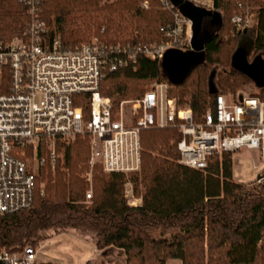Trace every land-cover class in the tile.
Masks as SVG:
<instances>
[{"label":"trees","instance_id":"16d2710c","mask_svg":"<svg viewBox=\"0 0 264 264\" xmlns=\"http://www.w3.org/2000/svg\"><path fill=\"white\" fill-rule=\"evenodd\" d=\"M239 3L257 17L245 59L255 68L264 62V0H213L223 24L206 43L202 63L178 82L169 79L161 62L144 58L138 59L135 68L107 73L99 94L109 99L112 114L122 100L139 99L150 86L163 83L168 86V97L187 102L194 123H200L208 109L214 110L210 79L222 95L253 83L259 92L251 97L264 105V87L234 65L239 43L230 36V18ZM39 17L70 49L92 38L109 45H151L159 43L173 25V10L163 8L161 0H43ZM28 21L18 0H0V37L8 39ZM209 32L213 33L211 28ZM220 35L227 37L226 42L219 41ZM217 67L229 70L216 75L213 68ZM85 98L75 105L82 107L87 119L89 97ZM181 138L173 127L141 132L140 172L128 175L105 173L99 165L90 168L88 135L59 142L57 154L62 157L53 169L46 164L41 171L33 204L0 215V248L8 252L26 245L38 248L46 239L71 232L88 235L96 251H120L125 264L174 260L180 264H264V178L247 184L234 182L231 152L212 154L204 170L187 168L179 163ZM87 173L91 189L83 177ZM127 181L133 185V195L141 197L138 207L126 203ZM89 190L91 198L86 200Z\"/></svg>","mask_w":264,"mask_h":264},{"label":"built area","instance_id":"2783aa9c","mask_svg":"<svg viewBox=\"0 0 264 264\" xmlns=\"http://www.w3.org/2000/svg\"><path fill=\"white\" fill-rule=\"evenodd\" d=\"M42 1L18 0L29 21L8 39L0 37V80L6 82L0 93V215L33 204L41 171L46 164L53 169L62 157L57 144L79 135L90 137L89 167L99 165L105 173H139L141 132L168 127L182 136L177 151L179 163L187 168L204 170L212 154L241 149L258 152L264 165V105L257 98L216 93L214 110L208 109L201 122L194 123L190 107L168 97L167 84H153L141 98L123 101L115 114L109 99L100 96V82L107 73L135 68L139 58L161 62L170 50H191V21L171 0H161L163 8L173 10V25L159 43L109 45L93 38L72 49L40 19ZM184 1L221 16L213 0ZM243 8L242 3L237 5L230 24L241 39L250 40L247 33L257 27V17L252 9ZM202 27L211 28L214 36L219 30L209 19ZM86 96L87 119L82 107L75 105ZM86 180L91 182L90 173ZM124 196L131 207L142 203L129 185ZM90 198L91 190L85 196ZM38 252L31 245L16 252L0 248V264H37Z\"/></svg>","mask_w":264,"mask_h":264},{"label":"rangeland","instance_id":"374dc122","mask_svg":"<svg viewBox=\"0 0 264 264\" xmlns=\"http://www.w3.org/2000/svg\"><path fill=\"white\" fill-rule=\"evenodd\" d=\"M222 21L223 16L220 11ZM223 24V22H222ZM48 28V27H47ZM49 30V28H48ZM250 30L247 35L251 37ZM56 35V34H54ZM59 37V35H56ZM230 36H234L237 38L238 43L242 40L241 35H236V33L231 31ZM220 42H226V36H219ZM93 39V38H92ZM90 39L89 41H91ZM241 45L245 44L244 41H241ZM245 46V45H244ZM241 48V47H239ZM247 48V47H246ZM251 57L248 61H251ZM263 59V58H262ZM260 67H264V62H260ZM258 64V65H259ZM237 66L239 69L244 71H251V64L246 60L238 59ZM216 71V75L227 73L229 69L224 68H213ZM3 79V78H2ZM0 80V93L4 91L5 80ZM216 83V79L214 80ZM151 87V86H150ZM259 90L253 83L246 85L238 89L235 93H228L226 96L235 97L236 95H256ZM177 100L180 106H187V102L181 104L179 98H174ZM136 99H128L123 101H131ZM186 101V100H185ZM119 103V105H120ZM118 105V107H119ZM72 141V140H71ZM232 179L236 183H253L257 181V177L264 169V165L260 164V156L259 153L253 150L241 149L240 151L234 152L232 154ZM86 175H84V179H86ZM129 185L131 189H133V185L131 181H127L126 185ZM89 189L92 188L91 183H88ZM133 192V190H132ZM134 194V193H133ZM134 196V195H133ZM136 197V196H134ZM141 198L140 196H137ZM91 239L88 235H84L81 233H76L75 235L71 232H66L62 234L55 235L49 239H46L42 242L38 248L39 252L36 255L37 264L40 263H50V264H125L124 255L118 250H109L106 252L96 251L91 243ZM87 242H85V241ZM90 243V244H89ZM168 264H180L179 261H171Z\"/></svg>","mask_w":264,"mask_h":264},{"label":"water","instance_id":"95a60500","mask_svg":"<svg viewBox=\"0 0 264 264\" xmlns=\"http://www.w3.org/2000/svg\"><path fill=\"white\" fill-rule=\"evenodd\" d=\"M171 3L177 7L180 13L189 19L192 24V35L190 40L191 50L187 52L170 50L165 53L161 61L169 79L172 82H178L182 80L195 65L202 63V54L204 52L205 45L214 36L213 33L203 29L202 25L204 20L209 19L212 26L220 28L222 25V18L217 12L206 11L195 7L184 0H171ZM234 58V65L238 67V59L246 60L245 51L238 47ZM179 61H181V63H179ZM250 67L251 71H242L247 73L249 76L256 77V85L264 87V67H260L259 65L256 68L255 65ZM211 77H213V74ZM208 86L209 93L211 95H216L217 91L211 79L209 80ZM262 178H264V172L261 176L257 177V181Z\"/></svg>","mask_w":264,"mask_h":264},{"label":"flooded vegetation","instance_id":"af4514ba","mask_svg":"<svg viewBox=\"0 0 264 264\" xmlns=\"http://www.w3.org/2000/svg\"><path fill=\"white\" fill-rule=\"evenodd\" d=\"M210 29V28H209ZM208 31V30H207ZM241 41H244L245 42V46L243 45H241L242 43H241ZM240 42H239V45H238V47H241V49L243 50V51H245V54H247L248 53V49H249V44H250V40H248V39H246V38H242V40H241ZM247 47V48H246ZM179 63H181V61H179Z\"/></svg>","mask_w":264,"mask_h":264},{"label":"crops","instance_id":"0c3cea01","mask_svg":"<svg viewBox=\"0 0 264 264\" xmlns=\"http://www.w3.org/2000/svg\"><path fill=\"white\" fill-rule=\"evenodd\" d=\"M263 172H264V169H263V171L260 173V175L259 176H261L262 174H263ZM75 235V234H74ZM85 241V240H84ZM85 242H87V241H85ZM88 243V242H87ZM90 244V243H89Z\"/></svg>","mask_w":264,"mask_h":264}]
</instances>
